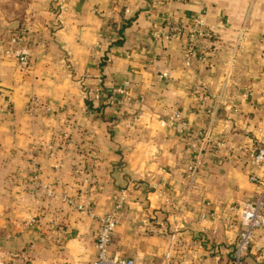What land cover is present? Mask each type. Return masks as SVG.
I'll use <instances>...</instances> for the list:
<instances>
[{
	"label": "crops",
	"instance_id": "crops-1",
	"mask_svg": "<svg viewBox=\"0 0 264 264\" xmlns=\"http://www.w3.org/2000/svg\"><path fill=\"white\" fill-rule=\"evenodd\" d=\"M152 1L23 0L19 17L0 8L3 257L86 264L98 217L119 203L112 253L159 264L177 224L172 260H229L239 228L230 206L254 199L264 182V161L252 165L242 153L264 147V0ZM195 13L216 26L218 38L209 64L194 59L184 67V29L168 40L150 29ZM14 29L31 51L23 70L1 51ZM95 87L99 110L85 102ZM31 96L42 103L33 116L24 109ZM174 109L183 128L168 121ZM197 133L202 162L188 182ZM216 140L231 149L211 155ZM89 191L88 212L58 196ZM244 261L264 264V227L254 231Z\"/></svg>",
	"mask_w": 264,
	"mask_h": 264
},
{
	"label": "built area",
	"instance_id": "built-area-1",
	"mask_svg": "<svg viewBox=\"0 0 264 264\" xmlns=\"http://www.w3.org/2000/svg\"><path fill=\"white\" fill-rule=\"evenodd\" d=\"M171 1L174 0H157L162 5L167 6ZM182 1V0H179ZM155 2L152 1L151 4ZM166 28H160L156 24H152L150 29L151 35H158L163 37L165 40L171 39L176 36L182 29H184L183 35V45L180 49L181 51V62L184 67H188L192 64L194 59H198L202 63L209 64V54L207 50L217 42V31L216 26L209 24L205 21L201 13H195L190 15L183 20L179 17L171 19L169 16L165 18ZM2 53L7 56H12L18 67L23 70L29 64V59L31 55L30 48L26 45V36L20 29H14L10 32L6 43L2 46ZM212 51L209 50V52ZM159 76L166 75L165 71L158 74ZM117 92L125 93L123 88H115ZM101 90L98 87L93 89L94 98H98ZM42 105L39 98L36 96H31L25 103L24 109L26 113L33 116L36 112L37 106ZM45 109H48V104H43ZM176 121L179 123L181 128L185 126V120L181 117L178 110L174 109L169 115L168 121ZM163 124V121L160 122ZM200 133L192 136L190 141V146L195 150L192 154V160L187 164L185 170V180L192 181L197 172L198 164L202 162L200 156V145L197 143V137ZM65 136V133H63ZM203 135L199 137L202 140ZM208 152L214 155L217 148L220 146L226 147V149H231L230 146L226 145L223 140H216L211 142ZM242 153L247 157V160L252 165H259L264 161V147L257 146L252 148H246L242 150ZM248 178L252 181L261 182L260 179L255 174H249ZM262 183V188L259 190L256 197L252 200H245L240 205L230 206V209L237 216L239 221V228L236 233V238L233 243L230 258L225 264H244V253L249 246L254 231L257 228L264 227V182ZM89 192H84L77 197L67 195L65 193H60L59 198L66 202L70 207L80 210L89 211L90 209V194ZM48 194L55 196L51 191ZM168 195H166L165 200L169 201ZM119 203H115L113 208L109 211L103 212L98 217V226L95 232L94 241V254L93 257L86 264H155L150 260L140 261L131 257H123L111 252V239L114 226L116 224V208ZM178 230V225L174 224L168 237V249L162 254V262L159 264H189L187 261L180 260L174 261L171 257L170 249L173 243L179 242V239L175 236V232ZM170 248V249H169ZM197 264H211L206 262H198Z\"/></svg>",
	"mask_w": 264,
	"mask_h": 264
},
{
	"label": "rangeland",
	"instance_id": "rangeland-1",
	"mask_svg": "<svg viewBox=\"0 0 264 264\" xmlns=\"http://www.w3.org/2000/svg\"><path fill=\"white\" fill-rule=\"evenodd\" d=\"M23 4H24L23 0H0V8L2 9L3 12L2 14H5V16H11L12 13H14L18 17L21 16L20 13L23 9ZM17 20L21 21L22 19L19 18ZM19 23H20L19 21L15 20L14 27H19L20 26ZM28 257L30 256H27V259L24 258L18 259V257L15 256L13 258L12 255L10 256V258L5 256L3 257V255H0V264H27L29 261ZM243 262L244 264H247L245 263L244 260ZM62 264H69V263L68 261H64Z\"/></svg>",
	"mask_w": 264,
	"mask_h": 264
},
{
	"label": "trees",
	"instance_id": "trees-1",
	"mask_svg": "<svg viewBox=\"0 0 264 264\" xmlns=\"http://www.w3.org/2000/svg\"><path fill=\"white\" fill-rule=\"evenodd\" d=\"M122 27H123V24L120 26L119 30L121 31L122 30ZM108 97V95L106 96ZM93 94L91 93V91L89 90L88 94L86 95L85 97V102L88 106H90L91 108L95 109V110H99V106L101 107L103 104L100 103V104H93Z\"/></svg>",
	"mask_w": 264,
	"mask_h": 264
}]
</instances>
